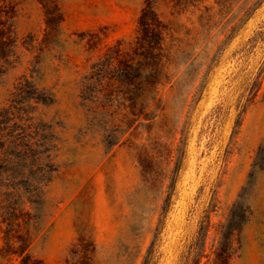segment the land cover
<instances>
[{
    "label": "rangeland",
    "instance_id": "374dc122",
    "mask_svg": "<svg viewBox=\"0 0 264 264\" xmlns=\"http://www.w3.org/2000/svg\"><path fill=\"white\" fill-rule=\"evenodd\" d=\"M10 1L0 264H264V0Z\"/></svg>",
    "mask_w": 264,
    "mask_h": 264
},
{
    "label": "trees",
    "instance_id": "16d2710c",
    "mask_svg": "<svg viewBox=\"0 0 264 264\" xmlns=\"http://www.w3.org/2000/svg\"><path fill=\"white\" fill-rule=\"evenodd\" d=\"M4 2H6L5 9H3V11H1L0 9V34H7L6 37H2V35H0V73L3 72L4 70V66L7 63V54H8V50L6 49L7 44L9 43L10 46L14 45V42L16 41V39H14V36L16 33L14 32V11H15V6L14 4L10 1V0H4ZM3 6V8H4ZM10 7V8H8ZM5 10V11H4ZM7 32V33H6ZM9 33V34H8ZM16 38V36H15ZM12 119L0 115V139L2 136L3 132V127L5 129H8L10 127V125L8 124L9 121H11ZM28 264V263H27Z\"/></svg>",
    "mask_w": 264,
    "mask_h": 264
}]
</instances>
